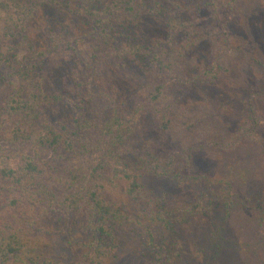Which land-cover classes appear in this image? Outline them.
<instances>
[{
	"label": "trees",
	"instance_id": "1",
	"mask_svg": "<svg viewBox=\"0 0 264 264\" xmlns=\"http://www.w3.org/2000/svg\"><path fill=\"white\" fill-rule=\"evenodd\" d=\"M165 2L66 0L84 27L74 33L52 26L43 1L0 0V264H233L237 253L264 264V211L251 241L228 233L234 211L264 202V190L242 182L237 196L233 167L206 179L191 147L136 132L161 84L151 91L127 67L135 59L147 76L173 73L195 45L188 22L155 27ZM35 15L41 39L29 28ZM251 112L250 139L263 144ZM165 180L205 188L166 200L153 187Z\"/></svg>",
	"mask_w": 264,
	"mask_h": 264
},
{
	"label": "rangeland",
	"instance_id": "2",
	"mask_svg": "<svg viewBox=\"0 0 264 264\" xmlns=\"http://www.w3.org/2000/svg\"><path fill=\"white\" fill-rule=\"evenodd\" d=\"M40 1L45 2L41 7L43 13L50 14L52 26L62 24L66 31L74 33L84 30L79 23L81 18L66 16V0H56L62 9L48 0ZM161 8L162 14L150 16L151 21L155 20V27L171 16L180 23L188 22L186 34L189 38L186 39L195 41V45L189 46L186 52L190 63L178 62L176 73L152 72L154 75L147 76L145 62L135 59L127 67V72L139 83L148 80L147 77L151 79L145 82L147 89L153 91L161 84V96L155 109L149 110L144 121L138 118L134 121L136 132L142 131L149 138L157 139L163 131L168 135L167 141L179 140L191 147L195 153L193 172L206 179L229 177L233 167V172H239L241 177L233 182L237 196L245 194L242 182L250 186L247 188L250 191H263L264 143L251 141L252 121L248 117L253 110L257 130L264 132V0H168ZM36 15L29 28L35 34L34 39H41L45 37V25ZM5 18L6 13L0 10V40ZM150 24L154 26L153 22ZM139 88L144 87L139 85ZM236 163H241L242 167L234 168ZM240 179L243 180L239 182ZM153 182L155 190L166 200L189 197L194 190L205 188V184ZM254 204L249 210L237 208L234 211L229 221V234L248 241L253 239L250 235H258V212L264 211V202L260 200ZM204 228L206 231L207 227ZM59 251L57 245L56 252ZM245 254L237 253L232 263L241 264L243 258L248 264L252 259H249L250 254ZM257 254L264 259V251Z\"/></svg>",
	"mask_w": 264,
	"mask_h": 264
}]
</instances>
